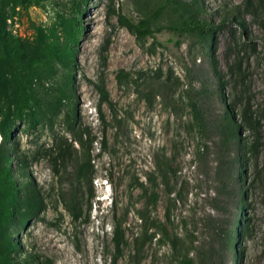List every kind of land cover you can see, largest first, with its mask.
I'll list each match as a JSON object with an SVG mask.
<instances>
[{
    "label": "rangeland",
    "instance_id": "obj_1",
    "mask_svg": "<svg viewBox=\"0 0 264 264\" xmlns=\"http://www.w3.org/2000/svg\"><path fill=\"white\" fill-rule=\"evenodd\" d=\"M29 1L0 0V101L6 93L3 71L23 65L11 49L43 58L55 41L67 50L61 55L68 63L57 64L54 79L37 98L13 101L3 119L12 136L13 177L20 185L30 183L44 200L43 211L26 228L18 227L17 215L8 226L18 256L32 255L37 264H136L134 241L148 206V174L164 160L183 176L194 171L200 137L189 97L205 85L211 93L219 74L226 101L244 89L252 105L264 103V0H201L205 20L215 27L233 10L244 23L231 13L208 45L167 29L141 39L121 25L120 17H126L135 23L149 19L154 30L171 26L177 14L162 0H78V13L73 0H56L58 9L27 8ZM92 16L99 35L91 40ZM239 66L240 81L231 76V68ZM151 78L165 86L164 97L148 93L154 92L145 88ZM60 87L68 95L61 105ZM209 110L214 117L216 104L209 101ZM260 124L257 151L246 154L247 177L237 167L241 186L249 187L243 198L252 228L243 240V264H264V116ZM89 158L92 184L78 176ZM167 208L161 190L162 222ZM241 219L237 209L235 230ZM151 250L147 244L142 264H151ZM238 261L235 256L233 264Z\"/></svg>",
    "mask_w": 264,
    "mask_h": 264
},
{
    "label": "trees",
    "instance_id": "obj_2",
    "mask_svg": "<svg viewBox=\"0 0 264 264\" xmlns=\"http://www.w3.org/2000/svg\"><path fill=\"white\" fill-rule=\"evenodd\" d=\"M200 1L183 4L182 0H162L164 8L170 7L176 12L177 20L171 26L158 30H154L149 19L135 23L120 17V23L141 39L167 29L180 35H193L206 45L216 30L230 20L231 13H236L239 24H244L237 11L233 10L231 13L225 12L226 17H222L220 27H215L205 20ZM44 4L59 8L56 0H30L26 6L42 7ZM80 6L78 0H73L72 9L77 13ZM74 39L75 32H71L67 40L72 42ZM62 51L67 53L55 41L46 46L43 58L31 56L26 49H11L10 54L22 61V68L14 63L2 73L1 81L6 86V93L0 101V264H37V259L32 255L18 256V248L8 226L17 215L18 227L26 228L31 219L44 209V200L38 190L30 183L18 184L12 175L9 147L12 136L3 119L13 101L19 103L22 98L27 104V95L37 98V93L48 87L54 79L57 64L68 63L61 55ZM122 74L118 76L121 84L124 82ZM243 75L240 66L235 70L231 68V76L238 81ZM216 81L211 93L205 85L193 97H189L188 105L200 137L192 160V177L181 175V170L175 169L168 160L155 163L154 170L147 176L148 206L140 215L141 223L134 241L136 264L144 261L147 244L152 249L151 264H233L235 256L239 258L236 264H243V240L251 236L252 228L247 214L248 203L243 198L249 187L241 186L237 179V167L242 165L241 173L247 177L246 154L257 151L264 103L252 105L244 89L228 102L222 93L224 80L219 74ZM147 83L145 88L154 90L149 94L164 97L165 86L158 79L151 78ZM57 91L61 94L58 98L61 105L68 100V95L63 87ZM209 101L217 106L214 117L209 110ZM244 132H248V137ZM250 137L255 141L251 143ZM78 141L81 142V139ZM90 166L89 158L79 165L78 176L92 184V174H88ZM161 190L168 197L165 222L157 215ZM237 209L242 219L235 230Z\"/></svg>",
    "mask_w": 264,
    "mask_h": 264
},
{
    "label": "bare ground",
    "instance_id": "obj_3",
    "mask_svg": "<svg viewBox=\"0 0 264 264\" xmlns=\"http://www.w3.org/2000/svg\"><path fill=\"white\" fill-rule=\"evenodd\" d=\"M96 26H97V21L95 19V16H92L91 18L88 19V35H87L88 39L92 40L98 37L99 31L97 30Z\"/></svg>",
    "mask_w": 264,
    "mask_h": 264
}]
</instances>
